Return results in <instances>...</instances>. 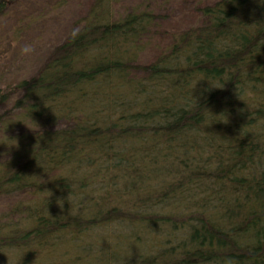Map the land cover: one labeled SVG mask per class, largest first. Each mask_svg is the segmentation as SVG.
I'll list each match as a JSON object with an SVG mask.
<instances>
[{"label": "trees", "instance_id": "1", "mask_svg": "<svg viewBox=\"0 0 264 264\" xmlns=\"http://www.w3.org/2000/svg\"><path fill=\"white\" fill-rule=\"evenodd\" d=\"M4 81L0 264H264L259 0H88Z\"/></svg>", "mask_w": 264, "mask_h": 264}, {"label": "rangeland", "instance_id": "2", "mask_svg": "<svg viewBox=\"0 0 264 264\" xmlns=\"http://www.w3.org/2000/svg\"><path fill=\"white\" fill-rule=\"evenodd\" d=\"M87 6L88 0H17L11 4L0 18V80L15 84L36 72L53 47L67 37L73 29L75 19L84 13ZM122 9L118 7V12ZM25 46H29L32 51L22 53ZM112 83L122 82L115 79ZM112 86H117V90L112 88L109 91L113 95L130 96L128 88ZM6 107H10L8 103L2 106ZM2 108L0 107V112ZM0 125L2 126L1 122ZM153 175L156 176L152 173L151 177ZM133 226L137 228L139 224L133 223ZM121 242L122 239L118 238L115 244ZM136 248L138 245L134 244L132 249ZM64 256H68V252L64 255L63 251L62 258Z\"/></svg>", "mask_w": 264, "mask_h": 264}, {"label": "clouds", "instance_id": "3", "mask_svg": "<svg viewBox=\"0 0 264 264\" xmlns=\"http://www.w3.org/2000/svg\"><path fill=\"white\" fill-rule=\"evenodd\" d=\"M259 3H261V4H264V0H259ZM22 53H29V52H31L32 51V49L29 47V46H25L24 48H22ZM227 117V116H226ZM221 121H227V119L225 120V119H221ZM51 194V193H50Z\"/></svg>", "mask_w": 264, "mask_h": 264}]
</instances>
